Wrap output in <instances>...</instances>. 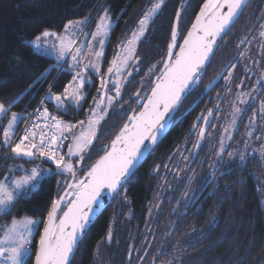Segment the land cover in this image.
Segmentation results:
<instances>
[{
	"label": "trees",
	"instance_id": "obj_1",
	"mask_svg": "<svg viewBox=\"0 0 264 264\" xmlns=\"http://www.w3.org/2000/svg\"><path fill=\"white\" fill-rule=\"evenodd\" d=\"M204 2L164 0L138 40L134 60L115 85L111 77L119 49L131 27L147 11L148 0H0V104L8 109L0 116V179L10 165L17 162L25 163L26 167L41 163L52 169L29 195L15 201L10 211L0 212V228L24 217L38 220L29 253L21 264H33L37 240L52 202L69 181H75L95 163L128 115L139 109L137 99L148 94L167 55L175 18L179 45ZM104 10L114 24L103 48L99 73H89L83 68L92 79L91 85L88 82L83 85L86 92L83 102L80 106L68 105L66 109H62L63 99L59 107L52 102L46 104L50 111L62 113L63 121H74L87 118L96 104L105 107L108 94L112 95L91 138L93 143L73 158L72 175L66 177L54 170L52 161L42 158L38 152L26 158L14 156L11 151L1 162L6 151L4 129L11 112L21 114L16 130L48 86L62 96L74 74V69L68 67V60L57 70L59 62L34 47L35 38L44 31L58 35L68 22L81 18L86 19L90 27ZM260 13L264 16V0H250L220 39L203 69L199 84L177 107L215 79L219 69L240 48L249 25ZM100 78L103 80L101 86ZM184 125H170L168 132L92 222L72 257V264H264V140L261 136L259 152L244 149L243 161L236 157L232 170L216 173L218 179L212 181L209 193L186 215L180 216L172 232L166 235L172 220L169 213L172 202L166 200L162 182L168 166L174 170L178 162L173 158L167 165V150L171 155L174 150L180 151L186 164L194 148L192 143L185 144L189 137H186L187 131L182 130ZM213 131L212 124L205 136L203 134L204 142L198 152L202 160L186 191L208 174L203 167L209 162L202 154L206 152L207 136ZM68 138L64 145L65 156L69 135ZM59 216L61 212L57 213V218ZM158 247L159 253L156 252Z\"/></svg>",
	"mask_w": 264,
	"mask_h": 264
},
{
	"label": "snow or ice",
	"instance_id": "obj_2",
	"mask_svg": "<svg viewBox=\"0 0 264 264\" xmlns=\"http://www.w3.org/2000/svg\"><path fill=\"white\" fill-rule=\"evenodd\" d=\"M244 3L245 0H207L201 8L200 14L196 17L192 30L184 38L183 45H177L178 33L176 28H173L172 43L168 45L169 62L165 65L166 71L163 81L157 83L152 89V96L145 105V110L138 116L129 118L133 124L132 128L129 129L128 125H125L121 134L113 141L112 151L108 152L91 168L88 173V182L77 181L75 184H69L68 188L72 189V192H66L65 195L52 202L51 209L48 211L44 234L41 236L39 250L36 254V264H72L75 249L80 246L85 235V230L91 221V214L100 193L104 189L115 192L127 180L141 155V146L144 141L150 140L155 143L157 133L164 128L165 115L179 100L189 82L198 78L197 74L205 61L209 59L216 37L229 29ZM162 4L163 0L155 3L144 19L140 21V34L143 33L146 22L160 9ZM224 8L226 11H222ZM102 21L104 22L102 26H109L107 14L102 18ZM52 35L55 33L48 31L41 33V36L45 38ZM261 35H264V32ZM41 36H37L33 41L34 47L37 49L41 48L39 43ZM177 46L180 48L179 53L174 54L172 49ZM173 55L176 57L174 61L171 60ZM111 71L112 69L109 68V72ZM82 84L83 81H81ZM65 93H69L68 88H65ZM69 95L74 96L77 100L81 98L78 95V88ZM55 99L58 103H62L60 96H56ZM109 103H111V99ZM7 111L8 109L0 104V114H5ZM44 114L47 115V110ZM16 120L17 114L13 113L9 128ZM80 123L83 124V122ZM94 123L96 122H90V125ZM56 127H60L59 122H57ZM94 134V128L91 126L87 133L82 132L77 138L76 152L82 151L91 142L89 137L94 136ZM4 135L6 138L4 143L7 145L10 142L7 130H5ZM28 136L29 134L26 132L25 136L11 151L17 156L23 155L30 158L36 156L38 152L40 156L53 161L58 169L63 166V171L73 172L72 164L65 162L63 157L58 156L54 150L55 137L45 146L43 136H41L39 145L32 142L25 144V141H28ZM32 136L34 138L35 133H32ZM117 143L123 144L124 147L117 150ZM70 154L76 153L70 149ZM240 159L243 161L244 157L241 156ZM40 178V172L33 168L30 174L13 181L11 186L7 182H0V212L10 211L15 201L20 197L29 195L38 186ZM67 195H74L75 199L69 201L67 211H64L59 223L56 224L57 213L61 211V204ZM35 223V221L26 220L22 230L17 231L15 227L13 228L9 239L14 242V246L0 247V257L4 258V264H21V258L27 252L25 244L28 241L25 234H31L30 226ZM0 243H4V241H0Z\"/></svg>",
	"mask_w": 264,
	"mask_h": 264
},
{
	"label": "flooded vegetation",
	"instance_id": "obj_3",
	"mask_svg": "<svg viewBox=\"0 0 264 264\" xmlns=\"http://www.w3.org/2000/svg\"><path fill=\"white\" fill-rule=\"evenodd\" d=\"M262 14H258L251 22L246 35L240 41V48L236 49L231 56L232 59L228 60L219 69L215 79L189 97L186 103L176 107V114L174 113L170 125L172 123L179 125L185 123L182 130H186V137H189L187 141L185 140V144L192 143L194 148L186 164H184L183 158L180 157V151L174 150L173 155H171L170 150H167V165L170 164L173 158L177 159L178 162L173 167L174 170L169 169L168 166L162 182L165 187L166 200L172 202L169 212L172 215V220L169 223L170 227L166 235L172 232L176 221L181 219L180 216L186 215L189 209L193 208L203 196L209 193L208 188L212 181L218 179L216 173L232 170L233 161L236 157L239 158L243 155L244 149H250L251 153H255V149L258 147L256 145L262 146L259 139L261 136L264 140V35H261L264 32V16ZM249 21H251V18ZM229 63L230 65L223 75L217 79L218 74ZM202 72L195 86L199 84ZM218 80L221 81L218 82ZM192 89L193 87L187 93ZM205 89H208L207 92H205ZM212 124L214 131L207 136L206 152L202 154L209 162L203 167L208 171V174L203 177L202 182H196L194 186L186 191L191 177L198 168L199 163L197 161L202 160L201 156L198 155V151L190 162L193 151L201 139L202 143L204 142V136ZM221 131H224L222 136L220 135ZM220 138H222L223 144L218 143ZM176 151L178 152L177 155ZM210 177H212L210 184L197 202L190 206ZM182 190V196L174 212H172ZM164 238L165 236L162 237V240ZM156 252H160L159 247Z\"/></svg>",
	"mask_w": 264,
	"mask_h": 264
},
{
	"label": "rangeland",
	"instance_id": "obj_4",
	"mask_svg": "<svg viewBox=\"0 0 264 264\" xmlns=\"http://www.w3.org/2000/svg\"><path fill=\"white\" fill-rule=\"evenodd\" d=\"M158 2L159 0H148V9L146 12L143 13V16L140 19V21L144 19L145 15L153 7V5ZM106 14L108 16L107 24L109 26H102L104 24V22L102 21V18ZM140 21H138L136 25L134 24L131 27L126 40L123 42L122 46L119 49L115 70L111 77V83L115 85L122 79L125 71L128 69L129 65L134 60L135 55H136V50H137L136 48H137L138 40L145 33L147 29V25L150 20L147 21L146 24L144 25V31L142 34H140V28H141ZM113 24L114 22L110 18V14L104 10L99 15L96 22L90 27H88V23H86V19H82V18L77 19V20L68 22L60 34L58 35L55 34L53 36L42 38V40L39 41L41 45V48L39 49L40 52L52 56L56 61L59 62V65H63L64 62L68 60V67H71L74 69V74L70 82L68 83V85H66L65 88L69 89V93H71L74 89L78 88V95L81 98L77 100L74 96L69 95V93H65V89H64L63 95L60 96L61 100L63 99L62 109H66L68 105L80 106L81 103L83 102V99L86 96V92L83 90V85L85 82H88L90 85L92 84L91 76L87 74V71H85V69L89 70V73H93L96 75L99 73V67L101 63V56H102L103 48H104L105 42L107 40L108 34ZM97 53H99V55H97ZM82 68H85V69H82ZM200 75L192 83V87H194L198 83ZM81 81H83L82 85H81ZM99 81H100V86H101L102 81H103L102 78H100ZM188 91L189 89H186L185 93H187ZM55 97L56 95L53 97L54 100H56ZM111 97L112 95L108 94L105 107L101 106L100 104H96L90 111V114L87 118H80V119L78 118V119H75L74 121L64 122L66 130H64L62 133H67V135H69L70 137V141L68 143L69 144L68 154L65 157H63L65 162L71 163L73 166V158L83 152L85 147L83 148L82 151L76 152L77 138L80 137L82 132L87 133L90 126L94 128V132H95L102 117L104 116V113L107 109V106L109 105V100L111 99ZM178 103L179 102H177V105ZM60 104L62 105V103ZM13 113L17 114V120L13 123L12 127L9 128V122L12 119ZM2 115L3 114H0V116ZM20 116L21 114L17 112H11V114L9 115V118L7 120L5 129H4V133H5V130L8 131L9 140L12 137V134L14 132L13 129L15 128L16 123ZM80 122H83V124H81ZM90 122H96V123L90 125ZM61 124L62 122H60L59 125ZM223 134H224V131H221L220 135L222 136ZM3 137H4L3 140L5 141L6 139L5 135H3ZM91 138L92 136L89 137L90 141H91ZM218 143L223 144L222 138L219 139ZM256 146L258 147L255 149V152H259L261 146L260 145H256ZM70 149L72 152H75L76 154H70ZM12 154L14 156H17L13 152ZM20 156H23V155H20ZM23 157L30 158L27 156H23ZM3 160L4 158L2 157L1 162H3ZM53 165H54V170L64 174L66 177H70L72 175V172L70 173L67 171H63L62 170L63 166L60 169H58L55 163H53ZM33 168H36L37 171L40 172L41 178L45 176H49L52 173V169L50 167L42 165L41 163H34L31 166L26 167L25 163L17 162L14 165H10L9 169L5 171L3 177L0 179V182H7L11 186L13 181L18 180L21 177H24L30 174ZM66 192L71 193L72 189H68ZM74 197H75L74 195H67L65 200L61 204V211H59L58 213L61 212V214H63L65 209H67L68 207L69 201H72ZM26 220H32V219L28 217H24L21 219H15L11 221L10 224H8L7 226L0 228V241H4V243H0V247L9 248V247L14 246V242L9 239V236L12 233V230L14 227L16 228L17 231L22 230L24 227V222ZM30 227L32 229L31 234L30 235H28L27 233L25 234L27 237V241H28L27 244H25L27 252L21 258V263L25 260V258L27 257L29 253V244L32 241L34 237L33 234L36 231L35 224L31 225ZM16 242H19V241H16Z\"/></svg>",
	"mask_w": 264,
	"mask_h": 264
},
{
	"label": "water",
	"instance_id": "obj_5",
	"mask_svg": "<svg viewBox=\"0 0 264 264\" xmlns=\"http://www.w3.org/2000/svg\"><path fill=\"white\" fill-rule=\"evenodd\" d=\"M206 1V0H205ZM249 2V0H245V3H244V5H243V7L238 11V14H237V16H236V18L234 19V21H233V23L236 21V19H237V17L240 15V13L242 12V10L245 8V6L247 5V3ZM205 3V2H204ZM204 3H203V5H204ZM184 5H185V3H183V5H182V8L184 7ZM202 5V6H203ZM202 8V7H201ZM201 10V9H200ZM200 10L198 11V13L196 14V16H195V18L193 19V21H192V23L190 24V26L188 27V29H187V31L185 32V34H184V36H183V38L181 39V41H180V43H179V45H183V42H184V38L185 37H187V35H188V32L189 31H191L192 30V25L196 22V17L200 14ZM222 11H226V8H224V9H222ZM180 12V11H179ZM176 23H177V17L175 18V20H174V22H173V25H172V29H171V34H172V30H173V28H176ZM233 23L230 25V27L233 25ZM230 27H229V29H230ZM228 29V30H229ZM228 30H226V32L228 31ZM225 32V33H226ZM225 33H222L220 36H218V37H216V40H215V43L213 44V46H212V51H211V53L209 54V58L211 57V55H212V53H213V51L215 50V48H216V46H217V44L219 43V41H220V39L222 38V36L225 34ZM171 39H172V35H171ZM170 43H172V42H170ZM169 43V44H170ZM168 44V45H169ZM179 50H180V48H179V46L176 48V50L173 52L174 54L175 53H179ZM168 51H169V49H168ZM168 51H167V55H166V57H165V60H164V62H163V64H162V67H161V69L159 70V72L155 75V78H154V81H153V83H152V86H151V88H150V90H149V92H148V94H143L141 97H139L138 99H137V106H139V109L137 110V111H132L129 115H128V117H127V119L125 120V122L122 124V126L120 127V129L117 131V133L114 135V137L111 139V141H110V143L108 144V146H107V148H106V150L104 151V153L102 154V155H100V157L95 161V163L80 177V178H78L77 180H75V181H69L67 184H66V186H65V188L63 189V191L61 192V194L59 195V197L60 196H62V195H65V193H66V191L69 189L68 188V185L69 184H75L77 181H84L85 183H87V177H88V173H89V171L91 170V168L102 158V157H104L108 152H111L112 151V145H113V141H115L116 140V138H117V136H119L120 134H121V132H122V130L124 129V127H125V125H128V127H129V129H131L132 128V126H133V124H132V121L129 119L130 117H134V116H138L141 112H143L144 110H145V105H147V103H148V100H149V98H151V96H152V89L153 88H155V86H156V84L157 83H160V82H162L163 81V78H164V73H165V71H166V68H165V65L169 62V56H168ZM172 51H173V49H172ZM175 55H173L172 57H171V60L172 61H174L175 60ZM209 60V59H208ZM208 62V61H207ZM230 65V63L228 64V65H226L222 70H221V72L218 74V77H217V79H219L222 75H223V73L225 72V70L228 68V66ZM195 81V80H194ZM194 81H192V82H189V85H188V87L186 88V89H191V87H192V83L194 82ZM210 88V87H209ZM208 88V89H209ZM185 89V90H186ZM208 89H205V92H207V90ZM120 90V89H119ZM185 90L181 93V95H180V98H179V100L184 96V94H185ZM179 100L177 101V102H179ZM176 107H177V105H176ZM176 109V108H175ZM175 111V110H174ZM174 113V112H173ZM173 115V114H172ZM172 117V116H171ZM170 121H171V118H170V120L167 122V124H166V126L164 127V129L161 131V133L156 137V141H155V143H151L147 148H145V149H143L142 150V152H141V155H140V157H139V159L137 160V162H136V164H135V166H134V168H133V170H132V173L141 165V163L144 161V159L147 157V155L149 154V152L154 148V146L158 143V141L166 134V132L168 131V129H169V126H170ZM263 137H264V130H263ZM93 143V140L90 142V144H92ZM202 143V139L197 143V145H196V147H195V149H194V151H193V155H192V157H191V159H190V162L192 161V159L195 157V155L197 154V152L199 151V148H200V144ZM124 147V145L123 144H121V143H117L116 144V148H117V150H119V149H121V148H123ZM197 163H199V160L197 161ZM131 173V174H132ZM131 174L128 176V178L131 176ZM192 174V173H191ZM128 178H127V180H128ZM127 180H125L123 183H122V185L120 186V187H118L117 188V190L115 191V192H112V191H110V190H108V189H104L101 193H100V196H99V198H98V201H97V203L94 205V211L92 212V214H91V221H90V223H89V225H88V227L86 228V230H85V233L87 232V230H88V228L90 227V225L92 224V222L96 219V217L104 210V208L107 206V204L110 202V200L119 192V190L124 186V184L126 183V181ZM211 180H212V177H210L208 180H207V182L203 185V187L200 189V191L198 192V194L196 195V197L193 199V201L191 202V204H190V206H193L196 202H197V200H198V198L201 196V194L204 192V190L207 188V186L210 184V182H211ZM187 182H188V180H187ZM187 182H186V184H187ZM186 184H185V187H186ZM185 187L183 188V190L185 189ZM183 190H182V192H181V194L179 195V197H178V199H177V201H176V203H175V205H174V207H173V209H172V212H174V210H175V208H176V206H177V204H178V202H179V200H180V198H181V196H182V193H183ZM59 197L57 198V199H59ZM56 199V200H57ZM65 211H67V209H65ZM63 216V214H61V216H59V218H57L56 219V221H55V223H57L58 221H59V219H60V217H62ZM47 220H48V217H47V219H46V221L44 222V225H43V227H42V229H41V231H40V234H39V237H38V240H37V246H36V251H35V255H34V259H33V264H36V254H37V252H38V250H39V246H40V239H41V236H43V234H44V229H45V225H46V223H47ZM84 237V236H83ZM83 239V238H82ZM78 248V247H77ZM77 248L75 249V252H76V250H77ZM130 252H131V250L129 251V255H130Z\"/></svg>",
	"mask_w": 264,
	"mask_h": 264
},
{
	"label": "built area",
	"instance_id": "obj_6",
	"mask_svg": "<svg viewBox=\"0 0 264 264\" xmlns=\"http://www.w3.org/2000/svg\"><path fill=\"white\" fill-rule=\"evenodd\" d=\"M63 65H58L57 70H60ZM83 69V68H82ZM81 69V70H82ZM60 96L54 93L48 86L45 91L41 94L37 100L34 107L25 115V119L20 127L14 130L10 142L5 145L6 151L3 154V158L11 152V149L15 147L17 143L20 142L26 132L29 134L28 141L25 144L32 142L37 145L40 144L41 136L44 137L45 146L52 140L53 137L56 138V144L53 145L54 150L57 152L58 156H65L64 145L68 141L67 133H62L57 135L55 129L57 122L64 120V115L62 113H57L55 111H50L47 107V103H53L55 107H59L61 104L54 101V96ZM45 110H47V115H45ZM55 118V119H53ZM32 133H35L33 138ZM42 158L46 159L44 156ZM48 160V159H46ZM0 264H4V258L0 257Z\"/></svg>",
	"mask_w": 264,
	"mask_h": 264
},
{
	"label": "bare ground",
	"instance_id": "obj_7",
	"mask_svg": "<svg viewBox=\"0 0 264 264\" xmlns=\"http://www.w3.org/2000/svg\"><path fill=\"white\" fill-rule=\"evenodd\" d=\"M207 2V0L205 1V3ZM204 3V4H205ZM204 6V5H203ZM202 6V7H203ZM208 61V60H207ZM207 61H205V63H204V65H203V67L201 68V70H200V72L197 74L198 76L201 74V72H202V70L204 69V67H205V65L207 64ZM196 79V78H195ZM194 79V80H195ZM176 105H177V102L173 105V107L170 109V111L165 115V118H164V121H163V123H164V127L166 126V124H167V122L170 120V118H171V116H172V114H173V112H174V110H175V108H176ZM164 129V128H163ZM162 129V130H163ZM162 130H160L158 133H157V135H156V137L161 133V131ZM152 142L150 141V140H145L144 141V144L141 146L142 147V150L143 149H145V148H147L150 144H151ZM155 147V146H154ZM151 152V151H150ZM149 152V153H150ZM148 156V155H147ZM88 180H89V176H88ZM88 180H87V182H88ZM74 199H75V197H74ZM73 199V200H74ZM59 223V221L56 223V224H58Z\"/></svg>",
	"mask_w": 264,
	"mask_h": 264
},
{
	"label": "crops",
	"instance_id": "obj_8",
	"mask_svg": "<svg viewBox=\"0 0 264 264\" xmlns=\"http://www.w3.org/2000/svg\"><path fill=\"white\" fill-rule=\"evenodd\" d=\"M48 32H51V31H48ZM51 33H55V32H51ZM56 34V33H55ZM53 36V35H52ZM42 38H45V37H42L41 36V39L40 40H42ZM34 45V44H33ZM39 50V49H38ZM73 84V83H72ZM68 85V84H67ZM55 102H56V100H54ZM64 122H66V121H62V124L60 125V127L59 128H57L56 129V133H58V135H60V133H62L64 130H66V127H65V124H64ZM59 124H60V122H59ZM15 128H16V126H15ZM14 128V129H15ZM13 129V130H14ZM13 132V131H12ZM12 132H11V134H12ZM33 220V219H32ZM33 221H35L36 223H35V227L37 228V221L38 220H33ZM36 232V231H35ZM35 235V233L33 234V236Z\"/></svg>",
	"mask_w": 264,
	"mask_h": 264
}]
</instances>
